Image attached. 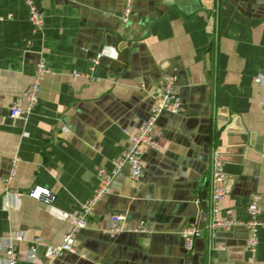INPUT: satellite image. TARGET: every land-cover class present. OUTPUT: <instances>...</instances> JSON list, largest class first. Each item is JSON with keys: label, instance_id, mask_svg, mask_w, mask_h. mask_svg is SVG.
I'll list each match as a JSON object with an SVG mask.
<instances>
[{"label": "crops", "instance_id": "0c3cea01", "mask_svg": "<svg viewBox=\"0 0 264 264\" xmlns=\"http://www.w3.org/2000/svg\"><path fill=\"white\" fill-rule=\"evenodd\" d=\"M34 2L41 30L24 0H0V237L23 236L17 264H246L253 193L261 194L264 264V82H255L264 73V0H131L127 21V0ZM41 58L49 71L39 102L14 119L9 107ZM164 72L176 76L184 111L158 117L159 148L145 152L139 179L128 163L116 174L114 161L159 99ZM243 133L261 149L240 160ZM218 151L229 185L216 216L238 223L226 229L210 227ZM104 178L108 189L77 232L76 252L52 259ZM36 186L49 189L50 203L28 195ZM115 216L121 229L112 232ZM141 221L149 232L131 230ZM191 227L201 236L187 249L182 232ZM35 237L46 245L31 261ZM9 257L0 249V261Z\"/></svg>", "mask_w": 264, "mask_h": 264}, {"label": "built area", "instance_id": "2783aa9c", "mask_svg": "<svg viewBox=\"0 0 264 264\" xmlns=\"http://www.w3.org/2000/svg\"><path fill=\"white\" fill-rule=\"evenodd\" d=\"M29 8L30 20L36 30H41L45 23L44 12L38 8L34 0H24ZM131 13V0H127V6L122 16L123 21H127ZM102 54L98 53L92 58V67H95L100 63ZM49 69L46 66L45 60L41 58L35 69L33 80L29 87L23 92L21 96L16 97L9 107L10 117L14 119H26L28 115L35 108L40 99L41 84L48 73ZM74 76H81L83 73L74 71ZM162 90L159 99L151 106L149 116L144 119L135 132L130 136V144L125 149L120 158L114 161V173L120 174L125 163L129 164V176L132 179H139L143 174L144 154L148 148H159L158 142L154 138V130L156 127V121L158 117L165 111L171 113H181L184 111V104L178 95L176 87V76L169 72H164L162 75ZM255 82H264V73L255 79ZM261 104L264 107V98L261 100ZM19 157L13 156V162H17ZM15 174V168L12 169L10 176L6 179L8 181ZM212 180H213V219L210 223V227L214 228H230L238 223L229 219H221L216 214L219 212V205L227 194V174L224 168V162L214 159L212 168ZM108 178H104L101 181L100 186L95 190L94 196L83 203L80 207V212L75 218L73 226L64 235L62 242L59 245L53 246L50 249V257L52 259L63 254L64 252H76L75 238L80 229H83L88 224V216L94 208L97 201H99L108 189ZM28 195L50 203L52 201L53 194L43 186H36L30 189ZM18 196L22 193H17ZM261 194L253 193L249 196L247 202V212L249 215L248 220L245 222V226L248 231L246 239V250L248 256L246 264H258L257 251H258V231L262 226L260 220L261 214ZM119 217L115 216L110 231L117 232L121 229L118 225ZM144 222L141 221L137 227L131 229L132 231H145ZM124 229V228H123ZM130 230V229H127ZM182 236L185 241L187 249H192L195 239L201 236V230L196 227H191L182 232ZM24 240L23 236H12L9 239H2L0 237V249H3L9 253L10 257L5 261H0V264H17V250L19 244ZM46 243L41 237H35L30 242L29 247V259L34 261L37 259V252L40 246H45Z\"/></svg>", "mask_w": 264, "mask_h": 264}, {"label": "water", "instance_id": "95a60500", "mask_svg": "<svg viewBox=\"0 0 264 264\" xmlns=\"http://www.w3.org/2000/svg\"><path fill=\"white\" fill-rule=\"evenodd\" d=\"M241 143H240V146H239V157H240V160H243L244 157H245V154H249L250 152L254 151V152H258L260 151V147L255 145L253 142H252V138H250L249 135L243 133L241 134ZM216 160H219V161H222V162H225L227 159L225 157L224 154L220 153L218 151L217 153V156L215 158ZM228 185H229V178H228V175H227V190H228ZM145 232H149V227L148 225L146 226V231ZM148 237L149 235L146 234V233H143V235L140 236V243L142 245H145L147 244L148 242Z\"/></svg>", "mask_w": 264, "mask_h": 264}]
</instances>
